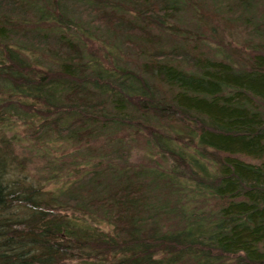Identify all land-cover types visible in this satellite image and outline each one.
<instances>
[{
	"label": "trees",
	"instance_id": "16d2710c",
	"mask_svg": "<svg viewBox=\"0 0 264 264\" xmlns=\"http://www.w3.org/2000/svg\"><path fill=\"white\" fill-rule=\"evenodd\" d=\"M208 1L89 0L88 24L136 49L129 66L62 31L60 0H0V264H264V25L248 53L203 37L231 13ZM18 113L97 158L67 198L15 177ZM132 135L162 167L127 166Z\"/></svg>",
	"mask_w": 264,
	"mask_h": 264
},
{
	"label": "rangeland",
	"instance_id": "374dc122",
	"mask_svg": "<svg viewBox=\"0 0 264 264\" xmlns=\"http://www.w3.org/2000/svg\"><path fill=\"white\" fill-rule=\"evenodd\" d=\"M36 1L38 4H42L41 0ZM88 2L89 0H60L63 16L71 20V23H69L70 29L63 26L61 30H70L69 33H83L85 37L91 40L88 47L90 45L92 49L98 50V48L103 47L109 50L112 54V56L110 55L111 63L129 66L137 63L136 49L125 48V50L120 46L121 43L116 40V37L107 35L105 31L88 24L86 15L92 16L95 14ZM207 3L206 10L208 11H205V13H209V15L213 14V7L215 9L220 8L225 12L230 10L231 13L224 15L226 19L228 18L226 24L222 21L224 18H216L215 29L209 30L208 33L205 31L200 32V34L203 37H210L209 35L213 34L215 39H221L222 43L229 45L228 47L248 53V45L255 43L256 40L259 41V38L252 37L254 36L252 29L264 25V0H253L247 12H242L233 0H212ZM196 21L187 9L177 15V24L192 32L196 31ZM209 42L212 47L216 46L213 41ZM113 53L115 58H113ZM31 55L33 60L40 65L50 66L53 64L52 59L43 51L31 53ZM18 114L21 118L12 119V128L14 129L12 134H14L15 139L9 147L16 168L15 177L24 178L37 185H43L47 190L58 191L59 189L67 198L73 182L79 179L85 180L89 177L88 173L95 169L97 158L91 155L95 157L91 161L85 147L75 143L63 142L52 133L41 135L35 118H31V115L24 116L23 113ZM119 135L122 136V133ZM10 136L8 135V137ZM125 138L129 141V144L124 148L127 150L125 154L127 155V166L140 167L145 165L147 160H151L155 166H163L161 156L154 153V150H149L142 138L134 135L131 137L125 136ZM107 152L103 166L114 161V157H117L110 150H107ZM85 174L88 176H85Z\"/></svg>",
	"mask_w": 264,
	"mask_h": 264
}]
</instances>
